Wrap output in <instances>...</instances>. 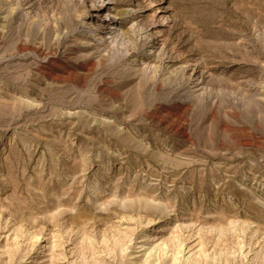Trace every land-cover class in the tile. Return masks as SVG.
Returning <instances> with one entry per match:
<instances>
[{"label": "rangeland", "instance_id": "1", "mask_svg": "<svg viewBox=\"0 0 264 264\" xmlns=\"http://www.w3.org/2000/svg\"><path fill=\"white\" fill-rule=\"evenodd\" d=\"M0 264H264V0H0Z\"/></svg>", "mask_w": 264, "mask_h": 264}, {"label": "bare ground", "instance_id": "2", "mask_svg": "<svg viewBox=\"0 0 264 264\" xmlns=\"http://www.w3.org/2000/svg\"><path fill=\"white\" fill-rule=\"evenodd\" d=\"M68 12H69V10H68ZM136 12H138V11H136ZM134 15H135V13H134ZM73 17V16H72ZM138 17V16H137ZM66 19H69V18H66ZM105 19H108V20H112V17H105L103 20H105ZM88 23V22H87ZM92 25V24H91ZM104 28V27H103ZM107 33V32H106ZM101 43V42H100ZM145 48V47H144ZM144 54V53H143ZM182 77V76H181ZM182 79V78H181ZM183 80V79H182ZM181 80V81H182ZM182 87V86H181ZM165 88V87H164ZM183 88V87H182ZM185 89V88H184ZM183 89V90H184ZM181 96V95H180ZM150 97V96H149ZM18 236V235H17ZM32 240H35L36 242H39L40 240H41V236L40 235H38V234H35L34 235V238H32ZM35 242V243H36ZM41 242V241H40ZM178 243H180V242H178ZM175 245V244H174ZM55 246H56V244H55ZM165 246H166V244H165ZM180 248V247H179ZM182 248V247H181ZM161 251V250H160ZM165 251H163V253H164ZM161 254V253H160ZM163 255V254H162ZM163 258V257H162Z\"/></svg>", "mask_w": 264, "mask_h": 264}]
</instances>
